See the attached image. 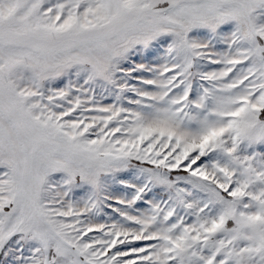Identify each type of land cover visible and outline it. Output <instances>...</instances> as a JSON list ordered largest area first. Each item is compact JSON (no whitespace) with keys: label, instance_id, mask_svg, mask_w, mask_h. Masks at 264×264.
<instances>
[{"label":"snow or ice","instance_id":"snow-or-ice-1","mask_svg":"<svg viewBox=\"0 0 264 264\" xmlns=\"http://www.w3.org/2000/svg\"><path fill=\"white\" fill-rule=\"evenodd\" d=\"M0 264H264V0H0Z\"/></svg>","mask_w":264,"mask_h":264}]
</instances>
